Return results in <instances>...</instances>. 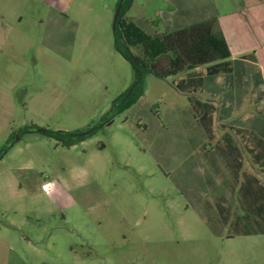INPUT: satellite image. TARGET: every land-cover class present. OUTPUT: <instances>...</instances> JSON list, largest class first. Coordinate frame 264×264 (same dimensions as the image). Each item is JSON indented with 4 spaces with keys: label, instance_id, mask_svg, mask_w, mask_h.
I'll return each mask as SVG.
<instances>
[{
    "label": "rangeland",
    "instance_id": "374dc122",
    "mask_svg": "<svg viewBox=\"0 0 264 264\" xmlns=\"http://www.w3.org/2000/svg\"><path fill=\"white\" fill-rule=\"evenodd\" d=\"M118 1L0 0V23L20 30L0 51V149L16 137L0 159V224L37 227L46 242L64 235L96 264H264V212L254 217L236 190L219 218L228 213L197 191L198 148L213 143L196 138L224 130L201 120L174 77L147 74L136 104L74 146L25 131H87L131 87L115 47ZM216 2L246 21L224 19L232 47L253 46L264 63V0ZM132 51L149 61L143 46Z\"/></svg>",
    "mask_w": 264,
    "mask_h": 264
},
{
    "label": "crops",
    "instance_id": "0c3cea01",
    "mask_svg": "<svg viewBox=\"0 0 264 264\" xmlns=\"http://www.w3.org/2000/svg\"><path fill=\"white\" fill-rule=\"evenodd\" d=\"M216 3V0H144L140 4L135 0L126 18L153 38L218 19L232 56L175 76L174 83L188 95L189 103L205 124L217 119L224 130L222 134L209 132L204 140L196 138L200 144L213 143L210 149L198 148L203 163L195 166V171L203 175V182L197 191L202 196L210 192L214 213L216 216L218 212L228 213L218 216L225 218L231 214L238 190L248 212L259 217L264 212V63L253 46L232 47L224 19L235 15L238 18L235 24L241 29H245L241 20L246 21L239 10H221ZM8 26L0 23V51L13 39L9 28L20 31L15 25ZM236 119L250 123L252 134H239L242 122L237 125ZM233 130L237 133H230ZM63 236L51 235L53 241L46 242L37 227L27 233L17 222L0 224V264H96L91 257L84 258L74 247L69 248Z\"/></svg>",
    "mask_w": 264,
    "mask_h": 264
},
{
    "label": "trees",
    "instance_id": "16d2710c",
    "mask_svg": "<svg viewBox=\"0 0 264 264\" xmlns=\"http://www.w3.org/2000/svg\"><path fill=\"white\" fill-rule=\"evenodd\" d=\"M135 0H119L121 5L119 18L114 22L115 47L129 61L134 69L135 80L119 98L114 100L111 109L93 128L80 131H64L29 126L25 131L41 132L49 138L60 141L63 145L74 146L93 134L99 127L110 122L115 116L136 104L146 91L145 78L152 74L160 79L183 74L186 71L227 60L232 56L226 35L218 21L214 18L193 24L174 32L164 33L161 38H153L134 24L126 22V15ZM132 46H143L146 61L135 55ZM14 134L0 149V159L14 146Z\"/></svg>",
    "mask_w": 264,
    "mask_h": 264
},
{
    "label": "water",
    "instance_id": "95a60500",
    "mask_svg": "<svg viewBox=\"0 0 264 264\" xmlns=\"http://www.w3.org/2000/svg\"><path fill=\"white\" fill-rule=\"evenodd\" d=\"M120 12H121V5L117 9L116 16H115V21L119 18Z\"/></svg>",
    "mask_w": 264,
    "mask_h": 264
}]
</instances>
